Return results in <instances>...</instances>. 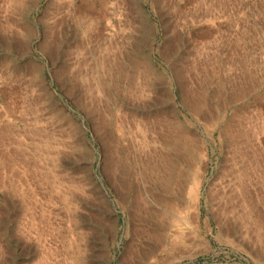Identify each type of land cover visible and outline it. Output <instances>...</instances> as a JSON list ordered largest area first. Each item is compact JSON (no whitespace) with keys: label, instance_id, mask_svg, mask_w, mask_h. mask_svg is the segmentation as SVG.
<instances>
[{"label":"rangeland","instance_id":"374dc122","mask_svg":"<svg viewBox=\"0 0 264 264\" xmlns=\"http://www.w3.org/2000/svg\"><path fill=\"white\" fill-rule=\"evenodd\" d=\"M0 166V264H264V0H0Z\"/></svg>","mask_w":264,"mask_h":264},{"label":"bare ground","instance_id":"6f19581e","mask_svg":"<svg viewBox=\"0 0 264 264\" xmlns=\"http://www.w3.org/2000/svg\"><path fill=\"white\" fill-rule=\"evenodd\" d=\"M127 13V12H126ZM86 26V25H85ZM201 58V57H200ZM98 61H100V60H98ZM194 61V60H193ZM103 62V61H102ZM195 65V64H194ZM103 70V69H102ZM93 71H95L94 69H93ZM98 73H100V71L98 72ZM102 74V73H101ZM93 76H96V75H93ZM92 76V77H93ZM91 77V78H92ZM101 77V76H100ZM97 80V79H96ZM100 80V79H99ZM111 80V79H110ZM98 81V80H97ZM96 81V82H97ZM89 82V81H88ZM99 83V82H98ZM89 85V84H88ZM99 85V84H98ZM102 87V86H101ZM100 88V87H99ZM103 88V87H102ZM93 91H94V88H93ZM96 91V90H95ZM99 91H101V89L99 90ZM104 91V90H103ZM97 93V92H96ZM101 94V93H100ZM104 95V94H103ZM108 98V97H107ZM109 99V98H108ZM107 100V99H106ZM111 100V99H110ZM109 102V101H108ZM113 104V103H112ZM113 106V105H112ZM120 113L119 112H117V117H116V121L117 122H119V124H118V127H117V131H118V133L120 132L121 134H122V136H123V134H125V135H127V136H129V135H131L130 134V129H129V127L127 126V122H128V119L124 116V117H122L121 115H119ZM136 123H135V127L138 129V130H140V131H142L143 132V134H144V136H142V138H143V144H144V149L151 143V145L152 144H157L158 143V141H157V139L155 140H152V139H150V141H147V139L146 138H148V137H146V133H147V131H149V127H147V125L145 124V123H143L142 122V120H134ZM146 122V121H145ZM147 123H148V121H147ZM152 123V122H151ZM165 123V122H164ZM149 125V124H148ZM152 128V127H151ZM136 129V130H137ZM134 130V129H133ZM151 130V129H150ZM159 133V132H158ZM157 134V133H156ZM243 134V133H242ZM158 135V134H157ZM251 135V134H250ZM126 136V137H127ZM244 136V135H243ZM17 137V136H16ZM150 137V136H149ZM153 137V136H152ZM157 137V136H156ZM132 138V137H131ZM255 138V137H254ZM159 142H161L164 146L166 145V141L165 140H161V141H159ZM256 142H257V139H256ZM170 143V142H169ZM179 143V142H178ZM250 143V142H249ZM130 144V143H129ZM135 144V143H134ZM162 144L160 145V146H162ZM168 145H170V144H168ZM174 145V144H173ZM153 146V145H152ZM252 148V150H254L253 149V147H251ZM257 148V147H256ZM142 149V148H141ZM140 149V150H141ZM174 149V148H173ZM182 149V148H181ZM41 150V149H40ZM112 150V149H111ZM130 150V149H129ZM176 150V149H175ZM175 150H174V152H175ZM178 150H179V148H178ZM260 150V149H259ZM155 152V151H154ZM157 152V151H156ZM255 152H256V150H255ZM261 152V151H260ZM260 152H258L259 154H261ZM164 153V152H163ZM153 154V153H152ZM157 154V153H156ZM173 154V156H174V153H172ZM152 156V155H151ZM172 156V155H171ZM259 156V155H258ZM153 157V156H152ZM159 157V158H158ZM158 157H156L155 155H154V158L156 159V161L157 160H159V162H161V160L162 161H164V160H167V158H165V157H163L162 156V153H161V155H159ZM161 159V160H160ZM114 163V162H113ZM112 163V164H113ZM117 163V162H116ZM115 163V164H116ZM162 163V162H161ZM238 163V162H237ZM256 163H257V161H256ZM255 163V164H256ZM139 165H141L140 163H138ZM137 164V165H138ZM31 165V164H30ZM17 166V165H16ZM112 166V165H111ZM118 166V165H117ZM142 166V165H141ZM1 167V166H0ZM250 167V166H249ZM9 168H11L10 166H9ZM111 168H113V166L111 167ZM150 168V167H149ZM152 168V167H151ZM150 168V169H151ZM157 168V167H156ZM156 168H154V169H156ZM172 168V167H171ZM115 169V168H114ZM258 169V168H257ZM152 170V169H151ZM162 170V167L161 166H159V169L157 168L156 169V171H155V173L158 175L159 173H160V171ZM27 171V170H26ZM134 171V170H133ZM7 171H5L3 168H1L0 169V173L2 174L3 173V175L6 173ZM11 172V171H10ZM35 172V171H34ZM26 173V172H25ZM30 173V172H29ZM112 173L114 174V172L112 171ZM117 173V172H116ZM154 173V172H153ZM163 173V172H162ZM161 173V174H162ZM253 173V172H252ZM143 174V173H142ZM231 174V173H230ZM147 175V174H146ZM145 175V176H146ZM26 176V175H25ZM242 176V175H241ZM246 176H248V175H246ZM114 177V176H113ZM245 177V176H244ZM255 178V177H254ZM113 179V178H112ZM245 180V179H244ZM147 181L148 180H141L140 181V183L143 185L142 186V188H139V190H140V193H139V191H137V193L138 194H141V195H144V198H149V197H154L153 196V193H152V190H149L146 186H145V183H146V185H147ZM243 181V180H242ZM149 183H150V181H148ZM249 182V181H248ZM243 184V183H242ZM244 185V184H243ZM160 187V186H159ZM150 188V187H149ZM153 188V187H152ZM198 188H199V181H197V179H195L194 178V180L192 181V186L190 187V190H189V201L193 204V205H195L196 204V200H197V192H198ZM245 188V187H244ZM126 190V189H125ZM89 192V191H88ZM122 192V191H121ZM149 192H150V195L151 196H149ZM244 192V191H243ZM80 193V192H79ZM91 193V192H90ZM93 193V192H92ZM124 193V192H123ZM128 193V192H127ZM247 193V192H246ZM126 194V193H125ZM94 195V194H93ZM246 195V194H245ZM139 196V195H138ZM250 196V195H249ZM94 197V196H93ZM143 198V197H142ZM162 198V197H161ZM92 199V198H91ZM93 200V199H92ZM151 200V199H150ZM246 200V199H245ZM32 201V200H31ZM147 201V200H146ZM103 202V201H102ZM155 202V201H154ZM154 202H151V203H154ZM94 203V202H93ZM99 203V202H98ZM98 203H97V205H98ZM141 203V202H140ZM139 203V204H140ZM150 203V204H151ZM95 204V203H94ZM142 204H144V203H142ZM161 204V203H160ZM243 204H245L246 205V203H244L243 202ZM146 205V204H145ZM148 205V204H147ZM150 206H152V205H150ZM155 206V205H154ZM26 207V206H25ZM95 207V206H94ZM138 207V206H137ZM196 207V206H195ZM141 208V207H140ZM146 208V207H145ZM142 211V210H141ZM28 212V211H27ZM27 212H25V214L27 213ZM138 212V211H137ZM153 214V213H152ZM101 215H102V213H101ZM146 215V214H145ZM179 215V214H178ZM261 215V214H260ZM26 216V215H25ZM244 216V215H243ZM249 216V215H248ZM31 217V216H30ZM44 217V216H43ZM148 217V216H147ZM29 218V217H28ZM32 218V217H31ZM30 218V219H31ZM95 218V217H94ZM145 217H144V215H143V219H144ZM191 218V217H190ZM189 218V219H190ZM193 218V217H192ZM242 218V217H241ZM251 218V217H250ZM259 218V217H258ZM177 219V220H176ZM246 219V218H245ZM255 219V218H254ZM32 220V219H31ZM175 220L177 221V222H180L181 224H184V225H187V218H184V216L183 217H181V215H179V216H177V218H175ZM192 220V219H191ZM249 220V219H248ZM103 223V222H102ZM192 223H193V220H192ZM258 223V222H257ZM23 224V223H22ZM179 224V223H178ZM180 224V225H181ZM145 225V224H144ZM143 225V226H144ZM261 225V224H260ZM260 225H258V226H260ZM34 226V225H33ZM105 229V228H104ZM92 230H93V228H92ZM138 230H139V228H138ZM264 232V231H263ZM89 233V232H88ZM100 234V233H99ZM250 234V233H249ZM94 235V234H93ZM258 236V235H257ZM86 237H88V236H86ZM90 237V236H89ZM103 237V236H102ZM27 238V237H26ZM176 240V239H175ZM180 240V239H179ZM91 244V243H90ZM97 245V244H96ZM164 251V250H163ZM151 255V254H150ZM155 257V256H154ZM45 262V261H44ZM47 262V261H46ZM49 262V261H48ZM40 264V263H39ZM42 264V263H41Z\"/></svg>","mask_w":264,"mask_h":264}]
</instances>
